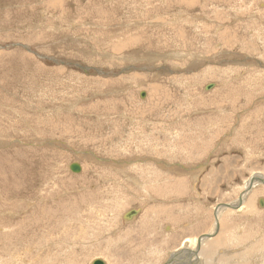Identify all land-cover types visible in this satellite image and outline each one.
I'll use <instances>...</instances> for the list:
<instances>
[{"label": "rangeland", "instance_id": "374dc122", "mask_svg": "<svg viewBox=\"0 0 264 264\" xmlns=\"http://www.w3.org/2000/svg\"><path fill=\"white\" fill-rule=\"evenodd\" d=\"M262 175L264 0H0V264L170 263ZM251 198L216 259L264 255Z\"/></svg>", "mask_w": 264, "mask_h": 264}, {"label": "bare ground", "instance_id": "6f19581e", "mask_svg": "<svg viewBox=\"0 0 264 264\" xmlns=\"http://www.w3.org/2000/svg\"><path fill=\"white\" fill-rule=\"evenodd\" d=\"M242 1V0H241ZM252 2V0H251ZM252 4V3H251ZM235 17V16H234ZM253 18L256 17V15L254 14V16L252 15ZM255 20V19H254ZM239 22V21H238ZM259 31V30H258ZM263 33V31H262ZM259 35V34H258ZM227 41H231L232 39L229 38H226ZM236 40V39H235ZM248 46H250L248 44ZM251 47V46H250ZM180 54V53H179ZM170 55V54H169ZM182 56V55H181ZM180 57V56H179ZM246 65V64H245ZM173 70V69H172ZM142 97H144L145 99V93L144 95L142 94L141 95ZM17 111V110H16ZM132 117V116H131ZM128 119V118H127ZM131 123V122H130ZM171 131V130H170ZM159 154V153H158ZM122 156V155H121ZM147 157V156H146ZM119 158V157H118ZM126 159V157H125ZM166 159V158H165ZM128 162V161H127ZM150 162L152 163V161L150 160ZM153 162L157 163L155 166L157 167V169H161L163 165H161V163H159L160 161H158L157 158H153ZM74 163H78L79 162H74ZM154 165V163H152ZM81 166V164H79ZM166 165V164H165ZM169 165V164H168ZM131 166V164H130ZM70 167V166H69ZM132 167V166H131ZM137 167V166H136ZM142 167V166H141ZM167 167V166H165ZM144 168V167H143ZM137 169V170H140L141 173L142 170L144 169ZM124 169V168H123ZM125 171V169H124ZM148 172V171H147ZM129 173V170L127 169V171H125V174H123L122 176H128L129 179H133L135 184L141 186V187H144L145 185H147V180H149V185H154L152 183V181L149 179L151 178L149 176V174L151 173H147L146 177H148V179H146V181L143 179H141V177L139 179H137L138 175L136 176H133V175H127ZM257 174H254L253 176H256ZM115 179V177H113ZM197 178V177H196ZM194 178H191L192 181ZM160 180V178L157 179V182L156 184H158V181ZM165 181V180H164ZM145 182V183H144ZM179 182V181H178ZM261 183L264 185V175L262 176H258V177H253L251 179H249L246 183L242 184L243 186V190L240 194L239 197H237L235 200L231 201V202H227V203H224V204H220L216 207V214H215V221H214V224L212 225L213 227H211V229L205 231L201 237H199L198 239L197 238H186L184 239L183 243L181 244L180 248L181 249L180 251L179 250H175V252H173L171 254V251L169 252L170 255L169 257H173L174 258V262L176 261V264H210V263H213V264H264V255H261V256H258L257 258V255H255L254 257H252L250 254V257L251 259H246V260H242V258H238V256L234 255V256H228V255H224V258H226L224 261H222L221 259H216L215 257L217 256V251L219 248H217V250H214V247L219 243V229H220V221H221V218H222V215L225 211H228L229 210V214H233V210H237L238 212L239 211H243L245 209H247L250 205V203H252L253 201V198L251 199H248V196L252 195L253 192H254V189L258 186L261 185ZM177 185V184H176ZM146 187V186H145ZM252 187V188H251ZM195 188V187H194ZM151 189H155L154 191L157 192L159 194L160 192V189H163V183L161 182V184L159 183L158 186L157 185H154V186H151ZM146 190V189H145ZM151 193V191H150ZM161 196H164V194H160ZM155 196H157L155 194ZM57 197V196H56ZM120 198V197H119ZM151 198H152V195H151ZM155 198V197H154ZM151 200V199H149ZM157 200H159L157 198ZM153 201V200H152ZM155 201V200H154ZM162 201V200H161ZM259 204L260 206H263L264 207V198H261L259 199ZM141 208H131L129 209L128 211H126L124 213V219L126 222H130L132 221V219L135 217V215H138L139 213V210ZM182 210V209H181ZM132 217V218H131ZM128 218H131V219H128ZM215 236H217V238H214ZM67 241V240H66ZM257 240H255L254 242H256ZM264 241V240H262ZM253 242V241H252ZM250 242V246L252 244H254V242L252 243ZM264 243V242H263ZM242 247V246H241ZM243 248V247H242ZM263 248H261L262 250ZM214 250V251H213ZM242 250V249H241ZM221 251V250H220ZM213 252V257L210 256V253ZM225 252V251H224ZM248 252H251L252 251H248ZM247 253V252H246ZM174 254V256H173ZM242 254V253H241ZM245 254V253H244ZM248 254V253H247ZM185 256V258H184ZM248 256V255H247ZM168 257V258H169ZM190 259H189V258ZM244 257V255L242 256ZM186 258L189 259V261L186 260ZM212 258V259H211ZM102 261L101 263L103 264H107V262L104 260V258H96V259H93V261L90 263V264H94L95 261ZM16 261V260H15ZM172 261V260H171ZM170 262V263H167V264H174V262ZM226 261V262H225ZM74 263V262H73ZM162 263V262H161Z\"/></svg>", "mask_w": 264, "mask_h": 264}, {"label": "water", "instance_id": "95a60500", "mask_svg": "<svg viewBox=\"0 0 264 264\" xmlns=\"http://www.w3.org/2000/svg\"><path fill=\"white\" fill-rule=\"evenodd\" d=\"M213 85V84H212ZM212 85H209L208 86V88H210V87H212ZM144 95V93H141V95ZM70 168H71V170L72 171H74V172H80L81 171V166L78 164V163H72L71 165H70ZM102 261H95V263L94 264H103V263H101Z\"/></svg>", "mask_w": 264, "mask_h": 264}, {"label": "crops", "instance_id": "0c3cea01", "mask_svg": "<svg viewBox=\"0 0 264 264\" xmlns=\"http://www.w3.org/2000/svg\"><path fill=\"white\" fill-rule=\"evenodd\" d=\"M80 164V163H79ZM129 212V211H128ZM132 218V217H131ZM131 218H128V219H131Z\"/></svg>", "mask_w": 264, "mask_h": 264}]
</instances>
